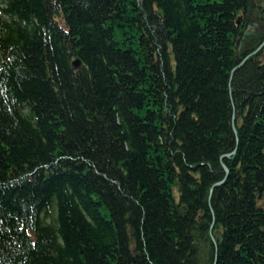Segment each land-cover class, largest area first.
Returning <instances> with one entry per match:
<instances>
[{"label": "trees", "instance_id": "16d2710c", "mask_svg": "<svg viewBox=\"0 0 264 264\" xmlns=\"http://www.w3.org/2000/svg\"><path fill=\"white\" fill-rule=\"evenodd\" d=\"M263 42L264 0H0V264H264Z\"/></svg>", "mask_w": 264, "mask_h": 264}, {"label": "water", "instance_id": "95a60500", "mask_svg": "<svg viewBox=\"0 0 264 264\" xmlns=\"http://www.w3.org/2000/svg\"><path fill=\"white\" fill-rule=\"evenodd\" d=\"M236 22H237V24L239 23V18H238V20ZM78 67H79V62L78 61L73 62V68L77 69Z\"/></svg>", "mask_w": 264, "mask_h": 264}, {"label": "flooded vegetation", "instance_id": "af4514ba", "mask_svg": "<svg viewBox=\"0 0 264 264\" xmlns=\"http://www.w3.org/2000/svg\"><path fill=\"white\" fill-rule=\"evenodd\" d=\"M248 28H249V27H248ZM248 28H247V29H248Z\"/></svg>", "mask_w": 264, "mask_h": 264}]
</instances>
